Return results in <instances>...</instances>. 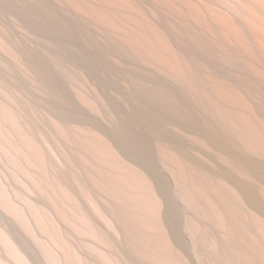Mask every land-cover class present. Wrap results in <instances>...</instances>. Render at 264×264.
Returning <instances> with one entry per match:
<instances>
[{"label":"rangeland","instance_id":"obj_1","mask_svg":"<svg viewBox=\"0 0 264 264\" xmlns=\"http://www.w3.org/2000/svg\"><path fill=\"white\" fill-rule=\"evenodd\" d=\"M22 2H25L28 6L33 7L32 11L29 12V11H26L24 8H22L21 7ZM127 3L130 7L132 6L134 9H136V12L138 11V13L141 15L142 19H144L149 25H151L154 28L159 25V9H160V6H159L158 0H128ZM99 7L103 11H106V9H107L104 5H100ZM96 9H97V5L95 4V2L93 0H0V42H1L0 43V87H2L1 89H3V90L0 89V118H2L0 121L1 122L0 123V130H1L0 131L1 132L0 133V136H1L0 137V144H1V146H4V147L0 146L1 147L0 148V154L3 155V153L9 149L6 152L9 155L8 152L11 150V153H10V154H12L11 157H14V155H15L17 158L20 154H22V155H20L21 157H18L16 160V161H18L19 159L20 160L22 159V161H20V160L18 161L19 163L22 162L25 164L29 160L27 157H30V160H31V161L29 160L25 165L22 163L19 164L18 162H16L17 164L15 167V165H12V164H15V163H13L15 161L12 160L13 162H11L12 158H10V156L5 155V154L3 156L0 155V163H1L0 169H1V167L3 169L5 168L4 170L3 169L0 170L2 173V175L0 173V177L2 176V178H0V184H2L4 182L2 185H0V188L3 190V195H0V198H1L0 201L5 199L4 197H1V196L6 197L9 194V196H7L9 198V200L11 199V197H12V200H14V199L18 198L16 196H19L22 193H23L22 194L23 197L19 196L20 199L18 198L20 200V202L27 196L26 194H28L27 201L30 200V202L26 201L27 203H29V205H28L24 201V200H26V198L22 201L25 204L19 203L18 202L19 200H17V199L14 200V202H11V200H10L9 201L10 203H9L8 198H6L5 201L7 200V202L9 203L8 204L6 202L9 207H11L10 205L14 206L12 203H15L16 201H17L16 202L17 204L19 203L18 205H16L18 209L14 208L15 210H17V212L19 210V212L15 213V216H17V217H16V219H14L13 214L16 211H12L13 208H8V209H11V211H12L11 212L10 210L7 209V207H8L7 204L5 203L6 204V207H5L4 202L3 203L1 202L2 206L0 205L1 206L0 209L1 210H3L4 208L5 209L3 211L0 210V213H1L0 214L1 215L0 216V224H2V226H3V223H4L6 225V226L4 225V228L6 227L7 229L9 226L8 230L10 232H11L10 226H11V229L14 228L12 233H14V235L17 234V239L22 240L21 242L23 243L22 244L23 246H26V245H24L26 243L28 244L29 238H30L31 242H29L27 248L30 247V249H34V250H37L40 248V250H38L37 252L38 253L42 252V255L44 253V258L40 257V259H46L47 256L45 255V251L48 249V247L46 246V242L43 243L44 239H46V238H44V239L41 238V239H43L42 243L45 244L44 245L45 247L40 246V244H42L41 239L38 240V238L43 237L42 235L44 233L41 231V229L39 232L38 229L40 227L37 225L38 223L35 222L36 226H33V224L31 226V223H34V221L36 220V219L34 220V217L37 213L40 216L44 217L45 216L44 214H47L46 210L50 209L49 208L50 206L44 207V208H46V209H44V211H46V212H44L42 210V208H40L39 206L43 203L45 205L47 203V205H48V200L45 199V197H47L46 195L48 194L49 191H52V189L49 190V188H52L51 186H57L56 183H58V182L61 183L63 180H64L63 183L66 182L67 180H70L69 176L72 175V172L76 175L77 178H80L81 180H82V178L87 177V176L84 177V173H85V175H88V172H89V174L91 173L92 176L95 175V177H94L95 179H97L99 181L102 180V182L105 181L106 183H108V187L111 190V194L113 191L112 195L113 196L115 195L114 197L112 195H110L109 199L112 196L115 200V197L117 196L116 197L117 201L122 198L123 201L124 202L126 201V203H127V204L126 203L124 204L122 199L120 200L122 203L120 201H118V203H117L113 199L109 200L110 203H112V205L115 208L118 207L117 211H116V212H120V213H118V216L123 217V218L119 219V217L117 218V216H116L118 221L122 222V223H118V225L120 227L117 226V228H121L122 225L127 224L128 219L133 218L132 219L133 221L129 220V223H128V225H126V227L122 226V228L125 227L122 230L124 231L125 229H127V227L131 228L130 226L133 225L132 228L134 227V230L132 228L131 229L135 232L131 231V229H127V231L131 233V234H129V236H127L128 240L125 238V235H128L127 231H125L123 233V235H124L123 236L122 233L120 232L121 230L120 231L119 230L113 231L114 233H112V231L110 230V232L106 236L109 238L108 235L111 234L110 236H112L113 234H115V232L117 233V234H115L116 236L112 237V239H114V241L112 239H110L111 237L109 238L110 239L109 244L114 243L116 245V246L114 244L112 245V247H115V249L113 248V250H116V248H118V246L122 243L121 241L125 239L122 243L124 245L122 247H119L120 250L117 249V251L121 252V253L119 252L120 255L125 256V258L127 257L126 259L130 260V262H131L130 264H133V263L149 264L150 260H151L150 264H158L161 262H163L161 264H168V263L169 264H246V262L248 264L249 263L256 264L257 262H258L257 264H259V263L264 264V263H262L264 261V256H263L262 252L261 253L259 252L260 251L259 249H261V248H262V251L264 250V238H263V236L261 237V235H259L258 232H256L257 234L255 236L258 237V242H257V239L256 240L254 239L255 240V243H254L252 239L255 237V236H253L255 233L252 231L253 234H250V235L247 234L248 232L251 233L250 227H252L254 230L257 229V226L255 227L256 220H255V218L253 219L251 217V215H253L254 213L252 214L250 212H255V215L253 217H255L256 215H259V216L264 218V215L259 211V209L256 208L255 206H253V204L252 205L249 204L248 206L244 205L245 209L251 205V207L249 209L250 212L247 211L248 209H246V211L248 212V214H250V217H251L250 219H253L252 224L250 223V220L248 218L246 220H249V221L245 222L246 221L245 217L243 219L241 218L242 222L239 221V223L241 222L240 225H243V226L245 225L244 227H246V228L248 226H250V224H251V226L249 227L250 230L248 229L249 231L247 233H244V230L247 231V229L243 228V226H241L242 229H244V230H242L241 228H239L240 226H237V225H239L238 224V220H240L239 217H237L238 219L237 218L231 219L233 221L235 219L237 220V222L236 221L234 222L235 225L232 223L233 221L231 222V220H229L231 217L229 218L227 215L228 213L226 214L225 211L223 210L225 208L224 207L225 205L223 206L224 203L220 204L219 208H221V209L223 208L222 209L223 212L221 213V215H223V213H225L227 216L225 214L223 215L225 217V220H224V218H222L223 216H221V218H222L221 220H223V221L222 222L217 221V223L215 222L217 218L216 217L213 218L214 216L211 215L212 213L209 214V212H210V210H208L209 205L207 203H205V202H209L210 197H211L210 200L215 201L214 199L215 198L218 199L217 197L219 196L217 193L216 194L214 193L215 196H210V195H214V194H212L213 192H216L214 190V187L212 185H209L210 182H213L211 184H214V183L219 184V182L221 184V181L223 179L224 181L226 180L225 182L227 184H229L231 187H236L237 184L240 183L242 180L243 185L245 183L246 185H249V186L253 187V189H255V192H256L255 194H256L257 199L259 201H257L256 198H254L256 200L255 201L256 203L254 202V200L252 201L254 203V205L257 206V204L259 202L264 204V184L262 182H259L256 179H254L251 176H250V179H246V177H249L248 175H244L243 173H241L243 175L240 174L241 171L239 169H237L238 168L237 166H235L236 165L235 158L237 157V152L234 150V148H232V149L229 148L230 149L229 153H231V156H233L232 152L233 153L235 152L234 153V155L236 154L234 156L235 158L232 159L231 156H227V155H230L229 153L226 154L227 157H223V156H225V152L226 151L228 152V149H226V147H224L222 145H221L222 147H220V148L218 145V148H219L218 149L217 145L215 146V144H214L215 141L213 140V137L210 135H209L210 136L209 137L208 134H210V133L206 132L207 129H205L206 128L205 125H207L210 120L207 121L206 119H203V117L200 118L198 116H196V117L192 116L191 117L190 113L188 112V110L190 108L187 106V104H189V106L192 107L193 106L192 103L190 104L188 101L186 102L185 98H184V100H182V99L176 98L174 96L177 92H179L180 88L181 89L184 88V86L180 83V81L173 78L166 69H163L160 66H158L156 63H154V61L152 59L150 60L151 57L149 58V56L146 55V53L143 51V49L136 42L137 40L135 41V39L131 38L130 41L133 40V43H132V41H131L132 44L129 43L130 37L126 36L124 34V31L126 32V27L123 25V22L126 20L125 18L127 17L126 16L127 14L128 15L133 14L134 16H136L137 19H138V16L135 15L134 13L131 14L130 13L131 10L129 12L128 9H125L126 11L120 10L119 14H116L120 17L119 19L116 17H112L109 20L103 21L102 19H99L100 18V17H98L99 15L96 14V12H95ZM124 11L125 12L128 11V12L125 13ZM120 12H122L121 15H120ZM124 16H126V17H124ZM133 18L136 19L135 17H133ZM137 19H136V21H137ZM184 23L185 22L183 20L179 19L176 15H174V19L172 17L170 18L169 27L175 36H177V37L179 36L178 30H180V29H182L183 31L186 32V30L184 28H182L184 26ZM78 29L81 30V33L83 36L77 32ZM188 31H189V29H188ZM192 32H193V34H195V31L193 29H192ZM189 33H190V31H189ZM72 35H74L75 38H82V39H84V41L79 43L76 39H74L72 37ZM200 36H202V35H200ZM202 37L213 48L212 43L208 39H206L204 36H202ZM127 39H128V42H126ZM58 41L67 42L70 46H72V48H74V50L67 49V48L61 49L58 46V43H60ZM134 41L138 45H136L134 43ZM191 42L195 46V43L193 41H191ZM98 45H101L104 50H99L97 47ZM134 45H136V46H134ZM8 47H10V48H8ZM12 51H13V53H12ZM16 53H17V55H16ZM21 59H24L23 61H26V63L22 62L24 66L25 65L29 66L30 70L28 69V66H27L28 72L26 69H23L26 67H23L22 64L21 65L19 64ZM17 61H19V62H17ZM31 66L33 68H31ZM253 74L255 75V77L260 79L259 76L256 75V73L253 72ZM260 80H262V79H260ZM36 81H38V83ZM15 85H16V88H15ZM40 85L42 86V88ZM3 86H5V87H3ZM1 91H4V93H6V94H3ZM156 91H158L159 93H157ZM10 93H12V94H10ZM60 93L62 95H60ZM15 94H16V96H15ZM16 97H18V98H16ZM5 98H7L8 102ZM8 98H10V99L12 98V100H10ZM15 99H16V101H15ZM17 99H19L20 101ZM60 99L64 102L63 105L60 104L61 103ZM148 99H149L150 103L147 102ZM158 99H159V101H158ZM197 99L205 111L208 109V107H210V104L206 99H204V98H197ZM11 101H13V105H12ZM174 101H176V102H174ZM6 102L8 103V105H5ZM153 102H154V104H153ZM14 103H15V105L16 104L17 105L14 106ZM29 104H30V106H29ZM164 104H166L165 105L166 107L164 106ZM176 104L178 105V107L176 106ZM26 106H27V108H26ZM31 106H34L35 108H33ZM156 106H157V108H156ZM171 106L172 107L174 106V107L172 108ZM12 107H14V108H12ZM167 108H168V110H167ZM6 109L7 110L10 109L12 112H14L13 114H15V115L20 113L19 115H17V117H19L18 120L15 121L12 118V116H15V115L11 114L12 112L10 110L7 111ZM39 109L42 112H40ZM174 109L175 110L177 109V110L174 111ZM179 109H180V111H178ZM185 109H187V110H185ZM159 110H161V111H159ZM184 111H187V113H189V114H187L186 112L183 113ZM189 111L191 112V110H189ZM8 112L10 113V115ZM17 112H19V113H17ZM6 113H8V114H6ZM169 113H170V115H169ZM24 114H26V115L24 116ZM183 114L185 116H187V118ZM20 115H22V119H20L21 118ZM5 116H7L6 117L7 119L5 118ZM9 118H11V119H9ZM179 118L180 119L182 118V119L180 120ZM193 118L196 122H193L194 121ZM3 119L6 121L4 122ZM66 119H68V120L66 121ZM25 121H27V123ZM13 122L14 123L16 122V124H14ZM220 122L222 124V121H220ZM2 123H3V125H2ZM30 123L33 125H31ZM70 123H72V124H70ZM29 124H30V126H29ZM37 124H38V126H37ZM62 124H64V125H62ZM225 124L226 123L224 122L223 126L231 128V126L229 127L228 123L226 125ZM35 125H36V127H38L37 130H39V131L41 130L40 132H38L36 130ZM1 126L3 127L4 130L2 129ZM9 126L10 127L12 126V127L10 128ZM32 126H33V129L35 128L34 131L31 130ZM201 126H203L204 128ZM24 127L28 128V129L25 130L26 128L24 129ZM21 128H23V129H21ZM68 128L70 129V131L68 130ZM11 129H13V130H11ZM56 130L59 132H56ZM64 131L65 132L67 131L66 134L69 135L68 140L66 138L65 139L62 138L63 136L61 135V132H64ZM8 132L11 133V136ZM68 132L69 133L71 132V133L69 134ZM23 133H25V134H23ZM104 133H105V135H104ZM232 133H234V132H232ZM4 134L7 135V137L9 136L10 138L5 137ZM12 134H13V136H12ZM26 134H28V135H26ZM23 135H25V136L23 137ZM102 135L104 137H106L107 139L110 138L109 144L110 145L113 144V145H111V147H113L114 149L107 147V144L104 143L103 140L100 139V137H103ZM3 137H4V140L8 144L5 141H3ZM39 137L42 139H40ZM20 138L23 139L24 143L21 142ZM43 138H45V139H43ZM42 140H44L45 143ZM111 140H113V141H111ZM47 141H48L49 145L47 144ZM79 142H82V143H79ZM212 142H213V144H212ZM16 143L18 145L21 144V146L24 148H22L21 146H18ZM26 143L29 145L26 146ZM115 143H117L118 145L116 144V146H115ZM2 144H4V145H2ZM90 145H92V146H90ZM7 146H8V149H7ZM47 146H49L51 148L55 147L52 151L55 150V153L58 154L56 159L53 156L54 152L52 154L51 152L47 151L49 149V148H47ZM178 146H179V148H178ZM31 147H33V148L31 149ZM44 147H45V149H44ZM91 147H93V148H91ZM94 147L98 151L95 150ZM12 148H15V150ZM187 148H189V149H187ZM2 149H5V151L2 152L1 151ZM177 149H180L178 151H179V153H182V154L178 155ZM224 149H225V151H224ZM36 150H39V153H37ZM166 150L170 151L172 154H174L173 152L175 151V153H177V157L182 156V158H183V156H184V161H185V163L187 162L186 165H184V166H187V164H188V170L187 171L189 172L188 173L189 177L190 176L192 177L193 174L196 177V175H197V174H195V173H197V170L195 169L196 165H198L199 167L201 166L202 171L199 173L200 177H199V175H197V177L200 178L199 179L200 183L203 181L201 184L202 185L204 184L205 187L200 185L201 189H199L200 186H198L199 184L197 185V183H196L199 181L197 179V177L194 178V176H193L192 179H194L196 181V182L195 181H193V182L196 183L195 185L198 187V189L201 190V192H203L202 193L203 196L201 195L199 190L196 189V186L195 187L192 186V184H190L189 180H187L188 178H185L183 176L184 174L183 175L181 174L180 168H178L175 161H173V158H171V160H170V157H173V155H171L170 152H168ZM189 150H191V151H189ZM218 150L219 151L222 150V152L220 151V153H219ZM231 150H232V152H231ZM23 151L24 152L26 151V152L24 153ZM42 152H44V153H42ZM194 152H195V154H194ZM16 153L19 155H17ZM41 153L44 155L46 154V156H45L46 158L43 157L41 155ZM47 153H50L49 156L47 155ZM93 153L94 154L97 153L98 158L96 157V154L94 155ZM33 154H36V156L38 158L35 156L36 157V159H35ZM167 154H170L171 156L167 155ZM91 156L92 157L94 156V157L92 158ZM99 156H101V159L99 158ZM119 156L120 157L122 156L123 158L122 157L121 158L127 162L131 160L130 161L131 164L134 163V165H137L136 167L141 166L140 169H143L145 171L147 170L146 171L147 173H149V172L152 173L151 176L156 181V187L159 188V191L161 192V194L163 196H166L169 193H172V195L169 194V196L173 199L177 196L176 199H174L176 202L173 201V199H172L174 206L173 205L171 206V207H174V210H175V207H178L177 208L178 210L176 209L177 211L172 212L173 213L172 214L171 211L168 210L170 208H168V209L165 208L166 207L165 205H164L165 207H163V210H162L163 211V213H162L163 217L162 218H164V219H162V220H163V224H164V227H163L164 230L161 229L162 231L160 232V229H159L158 230L159 234L157 233V231L154 232L151 221H150V224L148 222L149 220L147 221V219H150V218H148L150 216H148V214L146 216H143L144 215L143 213L145 211L144 210L142 211L140 208L138 209L137 207H135L133 205L134 204L133 200L138 198V192H137V190H135L134 187H133L134 189L132 188L133 183H131L132 180L129 179L130 175L127 176L128 175V173H127V175L125 176L126 172L124 174V172H123L124 170L122 168L120 169L121 172L119 171V169H118L119 173L116 172L117 171V164L122 163ZM187 156L189 157V159ZM40 157H42L41 158L42 161L44 159L43 162H41ZM125 157L128 160L125 159ZM230 157H231V161H227L230 159ZM77 158L81 161H79ZM95 158H97L98 161ZM102 158H104V159H102ZM180 158L181 157H179V159ZM186 158L188 161L192 158L193 163L195 162L194 163L195 166L193 163H191V160L188 163ZM7 159H8V161H7ZM26 159H28V160H26ZM45 159H47V160H45ZM99 159H100V161H99ZM2 160L3 161L5 160V161L3 162ZM53 160H54V162H53ZM93 160H96L95 161L96 163ZM101 160H103L102 161L103 163L101 162ZM6 161H7V163L5 164ZM76 161H78V163ZM84 161L86 162V164ZM197 161H199L198 164H196ZM47 162H48V164H46ZM104 162H107V163L105 164ZM114 162H118V163H114ZM231 162H233L235 164H233ZM109 163H110V165L116 164V167H114L115 165H113V166L111 165L112 168L113 169L116 168V170H112ZM202 163H204V164H202ZM207 163L210 167H208ZM228 163H230V166ZM7 164H8L9 168L6 167ZM29 164L32 165L33 168H31L32 166L29 167L30 166ZM35 164H37L38 166ZM40 164H41V166L44 165V166H42L43 170H42V168H40L41 167ZM90 164L93 167H91ZM101 164H103L107 168H104V166ZM172 164H174V165L172 166ZM175 164H176V166H175ZM18 165H21V166L23 165L26 172H25V170L23 171V167L18 166ZM75 165H78V166L75 167ZM95 165H96V167H95ZM126 165L127 164H125L124 166H126ZM191 165H193L192 166L193 171L190 167ZM202 165H204L205 168L202 167ZM205 165H207V167L209 168V169L208 168L207 169L209 171L206 169ZM234 166L237 167V168H235L236 171H240V172H237L239 175H241L240 177L238 176V174L236 173L234 168H232ZM10 167L13 169H10ZM17 167H20L22 169V171H20L21 169L17 168ZM28 167H29V170H28ZM126 167L129 168L130 166L127 165ZM15 168H16V171H15ZM74 168H76V170ZM91 168H92L93 172L91 171ZM94 168H96L97 171ZM185 168H187V167H185ZM210 168L211 169L214 168V169L210 170ZM30 169H31V171H30ZM39 169L41 172L39 171ZM65 169H66V171H64ZM130 169H131V167H130ZM189 169H191V171ZM204 169L207 170V171L205 170V172H207V173L211 172L210 175H212V173L215 172L216 175L213 174L212 180H214L213 178H216L215 181H217V182L211 181V178H210L209 184L207 183V181L205 184L204 183L205 181L203 180V178L205 176V179H206L207 175H205L206 173L204 172ZM13 170L16 174L14 172H11ZM111 170L115 171L118 174V176H120V177H117L114 174H111L112 175V177H111V175H110ZM176 170L177 171L179 170V172H177ZM195 170H196V172H195ZM221 170H223V171H221ZM63 171H64V173H63ZM102 171H103V173H102ZM226 171L228 174H225ZM24 172H25V176L23 175ZM42 172L44 174H42ZM98 172L100 173V175L98 174ZM191 172L192 173L195 172V173L190 174ZM202 172L205 173V174L203 173L204 176H203ZM8 173H11V174H8ZM17 173H19V174H17ZM29 173L30 174L33 173V174L30 175ZM34 173H35V175H34ZM37 173L39 174V178H38ZM68 173H70V174L68 175ZM217 173L218 174L220 173L219 176H217ZM222 173L225 174L226 177ZM96 174H97V178H96ZM185 174L187 175V173H185ZM231 174H235V175L237 174V175L236 176L234 175L235 177L233 178V175H231ZM5 175H6V177H5ZM10 175H14V176L12 177ZM64 175H66L67 177ZM102 175H104V176H102ZM28 176H32V177L34 176L35 178L34 177L33 178H34V180L36 179V181L38 179H40L42 176V179L40 181L38 180V183L36 181L35 182H36V184L40 185V188L42 187L45 189H43L41 191L38 188L39 185H36L34 180L32 179V177H31V179L33 181L30 179V177L28 178ZM61 176H63V177L61 178ZM106 176L107 177L109 176V177L107 178ZM216 176L219 179L222 178L221 181H219ZM220 176H223V177H220ZM229 176H231V177H230V180L227 182V180L229 179ZM237 176L239 178L242 177L240 182L239 181L231 182L232 178L235 180L237 178ZM244 176H246V177H244ZM99 177L100 178L102 177V178L99 179ZM113 177L114 178L117 177L116 178L117 181H115V182H120V180L118 181V179H120L121 177H127L129 180H131L129 183L130 186L128 184L126 186L127 188L124 187V189L126 191L124 189L122 190L120 188V187H122L121 183L119 184L120 186H118V183L117 184L115 183L114 184L115 186H114L113 185V182H114ZM191 177H190V179H191ZM6 178L11 179L12 181H13L12 178H14L15 181H13V182H15V183H13L11 180H7V182H5ZM16 178L20 179L19 180L20 182H18V180ZM160 178H161V180H159ZM201 178H202V180H201ZM43 179H45V181H48V183L46 184V182ZM54 179L55 180L59 179V180L58 181L56 180V182H55ZM61 179H63V180H61ZM65 179H66V181H65ZM108 179L110 181L112 179V183ZM128 179H127V183L129 182ZM251 179L253 182H251ZM21 180L24 183L25 182L26 183L24 184L23 182H21ZM49 180L51 181V184L49 183L50 182ZM42 181H44V182L42 183L43 185L41 186ZM159 181H161V182H159ZM182 181H184V183ZM224 181H222L223 182L222 185L226 184V183H224ZM246 181H248V182H246ZM16 182L19 183L20 186ZM185 182H186V184H185ZM191 182H192V180H191ZM229 182L233 183L234 185L233 184L231 185ZM258 182L261 186L259 184H256ZM6 183L7 184L11 183V184L7 185ZM164 183H165V185H163ZM30 184H32V185H30ZM44 184H46L47 186L48 185H50V186L47 187L45 185V187H44ZM187 184H189V185H187ZM255 184H256L257 188H259V189L261 188V189L259 190V189L255 188L256 187V186H254ZM22 185H26V186H24V188H23ZM229 185L228 186L225 185L226 191L229 189V188L227 189V187H229ZM14 186H15V190L13 188ZM17 186H19V187H17ZM35 186H37V187L35 188ZM186 186H187V188H186ZM189 186L190 187L192 186V187L190 188ZM3 187L4 188L6 187L8 192L6 191V188L4 190ZM25 187L27 188L28 192L25 190L26 189ZM32 187H33V189H32ZM118 187H119V189H118ZM169 187L170 188L172 187L173 190L170 189ZM202 187H204L205 189L207 188L208 190L206 189L207 191L205 192L204 191L205 189H202ZM225 187L223 186V188H225ZM10 188H11V190H10ZM34 188H35V190H34ZM54 188L58 190L57 187H53V189ZM188 188L190 189L189 193H188V190H189ZM211 188L214 190L213 192L211 191ZM1 189H0V194H2ZM55 189L51 193L52 195L54 192H55V194L57 193L56 195H58L62 191L59 188L58 191H60V192L58 193V192H56ZM120 189L123 191V192L120 191L121 194L123 193L125 195L120 194V192H119ZM194 189L196 191L195 193H193ZM19 190H20V192H22V191L23 192L19 193V195H18L16 191L19 192ZM32 190H33V192H32ZM45 190H47L48 192L46 191L47 193L45 192V194H44ZM171 190L173 192H176L175 193L176 196L173 194V192ZM191 190L193 191L192 193H191ZM197 190H198V192H197ZM242 190H244V189H242ZM242 190L239 189L238 191H239V193L241 191L240 195L242 194V196L246 199V202H247V198L244 196V193ZM124 191H125V193H124ZM166 191H168V192H166ZM186 191H187V193H186ZM25 192H27V193H25ZM12 193H13V195L16 193L15 194L16 196H11ZM190 193H191V195L194 194L193 198H192V196H190V197L187 196ZM196 193H197V195H199L198 193H200L199 196H202L203 198L205 196H207L209 193L210 194H209V197L207 196L208 199L206 198V201H204L202 197L197 198L198 196L196 195ZM206 193H207V195H206ZM239 193H238V195H239ZM51 194H48V197L49 196L51 197L52 196ZM29 195L30 196L32 195L31 199L35 200L36 199V198H34V196H35L39 200H41V202H43V203H41V204L39 203L37 205V209L39 208L40 211L32 212V211H35L36 208L35 209L30 208L31 207L30 203L33 200L31 201V199H29L30 198ZM59 196L61 197V194ZM62 196H64L63 191H62ZM41 197L43 199L47 200V202L43 201V199ZM123 197L124 198L126 197V198L124 199ZM195 197L197 199H195ZM212 197H214V198H212ZM240 197H238V199L236 198V200L242 199L241 200L242 202L239 203L240 202V200H239V202L237 201V204H236V201H235L236 208L237 207L239 208V206H237V205L241 204L240 206H242V204L245 203V202H243V200L245 201V199L243 197L242 198H240ZM2 198H4V199H2ZM38 199H36L35 202L33 201L32 203H36V202L38 203V201H39ZM129 199H131V201ZM111 200H113V201H111ZM195 200H197V201H195ZM200 200L203 201V203ZM221 201L222 200H220V203H221ZM129 202H130V204H128ZM199 203H201L202 205ZM247 203H250L249 200ZM20 204H22V206H19ZM117 204H119V205L117 206ZM26 205L30 206L29 209L30 210L32 209V210L30 211L28 208H25V210H26L25 211L24 207H27ZM127 205L130 206L131 209L127 208L128 207ZM131 205H133V206L131 207ZM218 206H219V204H218ZM19 207H21V208L23 207L22 208L23 210H21ZM32 207H34V206H32ZM47 207H48V209H47ZM252 207L253 208L255 207L256 210L255 209L251 210ZM55 208H54L55 211L52 210V212L54 211L53 213H56V211H57L56 210L57 208L56 209ZM121 208L123 209V211ZM206 208H207V210H206ZM244 208L240 207L239 211H242ZM137 209L139 211H137ZM225 209H227V207ZM28 210H29V212H32V213H29V212L27 213ZM6 211H10L8 213H10L11 215L8 214ZM20 211H22V213ZM131 211H133V212H131ZM141 211L143 212L142 213L143 215L141 213H139ZM164 211L166 213H168V211H169L170 212L169 215L170 214L171 215L169 216ZM239 211H238L237 216L241 215V217H242L243 212L240 213ZM127 212H129V213H127ZM130 212H131V214H130ZM226 212H227V210H226ZM245 212H244L243 216L248 217L249 215ZM20 213L24 214L23 217L20 216ZM137 213H138V215H137ZM174 213H175V216L172 218L171 216H173ZM236 213H237V210H236ZM56 214L58 215V214H60V212L59 213L57 212ZM56 214L53 217H54V219L57 220L58 217L56 216ZM119 214H121V215H119ZM145 214H146V212H145ZM202 214H203V216H202ZM32 215H34V216H32ZM139 215H141V216H139ZM164 215L167 217H165ZM179 215H181V216L178 217ZM208 215L212 217V218H210V220H209ZM6 216H7L8 220H6L7 219ZM142 216L147 217L146 219L144 218V220H146V222H144L143 219H142V221H140L141 220L140 218H142ZM1 217H2V220H1ZM3 217H4V219H3ZM124 217H125L126 221L123 223V221H121V219L123 220ZM137 217L139 218V220L137 219ZM175 217L179 218V219H177L178 223H177ZM167 218H168V220H166L167 222H165V219H167ZM213 219H215V220H213ZM25 220L27 221V223L31 220L30 221L31 223L29 222L30 225L26 224ZM169 220H170V223L172 226L170 225ZM201 220L205 221V222L202 223ZM243 220H245V221L243 222ZM130 221H132L134 223L132 224V222H130ZM135 221H137L136 222L137 225H135ZM175 221H176V223H175ZM14 222H15V224H14ZM142 222L145 225L143 227L141 226V225H143ZM20 223H22V224H20ZM35 223H34V225H35ZM146 223L148 224L147 227H146ZM221 223L223 225L225 224L224 227L221 226L222 225ZM226 223L230 227L232 226L231 229L229 226L225 227ZM25 224H26V227L29 226V227H32V229L38 230V231L36 232L33 230L34 232H36L35 234H33L32 230L30 231L31 228L29 229V228L24 227ZM120 224H122V225H120ZM246 224L248 226H246ZM13 225H14V227H13ZM15 225H16V228H15ZM18 225H20V226H18ZM138 225H139V227H138ZM177 225H179V226H177ZM2 226L0 225L1 228H3ZM140 226L142 227L141 229L143 231L140 230ZM159 226H160V224H159ZM168 226H169V228H168ZM170 226H171V230H170ZM220 226L222 228H226V229H222V228H220ZM236 226L240 230L238 228H236ZM37 227H39V228L36 229ZM63 227H64V229L67 230V227L65 225H63ZM202 227H203V229H202ZM233 227H235V230ZM17 228L20 229L19 232H18ZM24 229H25V231H24ZM236 229L239 230L241 233L243 232V234L245 236L242 234L240 237L241 233L236 234V232H239ZM15 230H16V232H14ZM144 230H145V232H144ZM231 230L232 231L234 230V232H235V233L233 232L234 235H233V233H231L232 232ZM29 231H30V233H29ZM137 231L139 232V234H137L138 233ZM22 232L25 234L27 233V234L25 235ZM38 232L40 233V235L37 234ZM229 232H230V234H229ZM143 233H145V235L147 233V235L145 236ZM156 233L158 235H155ZM119 234L121 235L120 238L122 240L117 237V236H119ZM149 234H151V235H149ZM235 234H236L237 238H236ZM137 235L141 237V240H140V238L138 239L139 241L136 239V237L138 238ZM170 235L171 236L173 235V238L170 237ZM246 235L249 237H246ZM132 236L133 237L135 236L134 239ZM142 236L144 237L145 241H142V240H144ZM158 236L161 237L162 240H166L169 237L168 239H171L173 242V244H172L173 248L172 247L169 248L170 246L168 247L169 244L167 243V241L160 240L158 238ZM250 236H251V238H250ZM33 237L35 238V240L33 239ZM45 237H47V236H45ZM147 237H149V241H147ZM154 237H155V239L158 238L160 240V241H158V243L159 242L161 243V244L159 243L160 246L158 243H156L157 240H155L156 242L154 241ZM49 238H51V237H49ZM49 238L46 240L48 241ZM227 238H228V240H225ZM232 238H234L233 242H232ZM241 238L243 239V241L248 239V238H250V240H252V241H250L248 239L247 241L248 242L250 241L249 242L250 244H248L247 241H245V242L241 241L242 240ZM36 239H37V241H40V243L38 242L39 245L37 244V242H34V241H36ZM75 240H76V238H75ZM77 240L80 241L79 238H77ZM77 240H76V242H77ZM82 240L83 239H81V241ZM130 240H132V241H130ZM150 240L154 241L156 246L154 245V242H153V247H152V244H150V243H152V241H150ZM229 240H231L229 242V244L231 246L228 244ZM260 240H262V241H260ZM141 241L143 242V244ZM238 241H241V242H238ZM33 242L35 244H33ZM80 242H78V246H79ZM116 242H121V243H117L118 244L117 245ZM136 242L140 243V244L137 246ZM144 242L145 243L147 242L148 244L146 243V245H145ZM225 242H227V243H225ZM246 242H247V244H245ZM125 243H126V245H125ZM48 244H49V242H48ZM164 244H166V245H164ZM240 244L244 248L241 247ZM35 245H37V246H35ZM130 245H132V246H130ZM143 245L145 247H143ZM235 245H237V246H235ZM246 245H249V246L246 247ZM250 245H251V247L254 246V249L252 248V250H251ZM146 246H149L151 248L146 247ZM225 246H226V248H225ZM257 246H259L258 249L256 248ZM35 247L36 248L38 247V248L36 249ZM215 247H217L218 253L219 252L221 253V254L219 253L221 255L220 257H219V254L217 253V250ZM128 248H130V249H128ZM136 248L139 250L141 249V250L140 251L135 250ZM240 248L242 249L241 252H240ZM247 248H248V250H247ZM127 249H128V251H127ZM172 249H173L174 253H173ZM214 249H215V251H214ZM243 249H244V251H243ZM129 250H131V252L134 250L135 252L131 253ZM142 250H143V252H142ZM152 250H154L155 252ZM237 250H238V252H236ZM123 251H125V252H123ZM137 251L139 253L140 252L141 253L138 254ZM156 252H158V254H156ZM46 253H48V251ZM109 253H110V255H111V253L112 254L114 253L113 255H111L113 257L115 256V254H118V253H115L113 251L109 252ZM125 253H126V255H125ZM142 253L146 257H144V255ZM146 253L150 257H148V255ZM151 253L154 255L156 254V255L155 256L153 255L154 257L152 258ZM237 253H239V254H237ZM134 254H137V256ZM92 255L95 256L94 254H92ZM131 255H133V258H131L132 257ZM162 255H165V257ZM241 255H243V256H241ZM45 256H46V258H45ZM117 256L118 255H116V258H117ZM128 256L130 257V259ZM135 256H136V258H135ZM142 256L145 259L142 258ZM160 256L163 258H166V259H161ZM110 257L108 256V260H106L107 258L105 259V257H103V258L107 262L110 261L112 263L114 261V263H116V261L113 259V257H111L112 261H111ZM140 257L142 259H140ZM147 257L149 260L148 259L146 260ZM95 258H97V257L95 256ZM170 258H172V259L170 260ZM101 259H102V257H101ZM135 259H136V261H135ZM156 259H159L158 263H156ZM239 259L240 260L242 259V260L240 261ZM96 260H97L96 261L97 263L95 262L96 264H99L101 262L100 260H98V258ZM105 260H103L100 264H104V263L106 264ZM153 260H155V262ZM163 260H165L166 262H164ZM244 260H245V263H244ZM122 261H124V259ZM139 261H141V262H139ZM223 261H225V262H223ZM120 263H121V261H120ZM123 264H126V263L123 262Z\"/></svg>","mask_w":264,"mask_h":264},{"label":"bare ground","instance_id":"obj_2","mask_svg":"<svg viewBox=\"0 0 264 264\" xmlns=\"http://www.w3.org/2000/svg\"><path fill=\"white\" fill-rule=\"evenodd\" d=\"M94 2H95V4L97 5V9H96V14H98L97 16L98 17H100L99 19H102L103 21L104 20H109V19H111L112 17H116V18H120L118 15H116V14H119V11L120 10H125V9H128V11L130 12V10H131V14L132 13H134L135 15H137L138 16V19L136 18V16H134L133 14L132 15H126V16H124V17H126L125 19V21L123 22V25L126 27V32L124 31V34L126 35V36H129L130 38H129V41H130V39L132 38V39H135V41L139 44V46L143 49V51L146 53V55L147 56H149V58H150V60L152 59L153 61H154V63H156L158 66H160L161 68H163V69H166L169 73H170V75L173 77V78H175V79H177L178 81H180V83L184 86V88H180V90H179V92H177L174 96L176 97V98H179V99H182V100H184V98H185V100H186V102L188 101L190 104L192 103V107H190L189 106V104H187V106L190 108L189 110H191V112L188 110V112L190 113V116L192 117V116H198V117H203V119H206L207 121H209V123L207 124V125H205L206 126V128L205 129H207L206 130V132L207 133H210V134H208V136L210 135V136H212L213 137V140L215 141V146L217 145V148H218V145H219V148L220 147H222V146H224V147H226V149H228V152L226 153L225 152V156H223V157H227V156H231V153H229V148H234V150L237 152V157L235 158L234 156L236 155H234V153L232 152V150H231V152H232V155L233 156H231L232 157V159L233 158H235V163H236V165L235 166H237V167H232V168H234V170L236 171V169L235 168H237V169H239L240 171H236V173L237 172H240V174L241 173H243L244 175H248L249 177H246V176H244V177H246V179H250V176L251 177H253L254 179H256V180H258L259 182H262L263 184H264V0H158V2H159V6H160V9H159V25L158 26H156L155 28L154 27H152L151 25H149L144 19H142V17H141V15L138 13V11L136 12V9H134L132 6L130 7L129 5H128V3H127V1L128 0H93ZM100 5H104L107 9H106V11H103V10H101L100 9ZM21 6V5H20ZM22 8H24L26 11H32V9H33V7H30V6H28L25 2H22V6H21ZM21 8V9H22ZM126 11V10H125ZM124 11V12H125ZM127 11V12H128ZM127 12H125V13H127ZM122 14V12H120V15ZM174 15H176L179 19H181V20H183L185 23H184V26L182 27V28H184L185 30H186V32L185 31H183L182 29H180V30H178V37L177 36H175L173 33H172V31L170 30V27H169V25H170V18L172 17L173 19H174ZM130 16V17H129ZM132 16V17H131ZM133 17H135L136 19H137V21H136V19H134ZM126 22V23H125ZM125 23V24H124ZM188 29H189V31H190V33L192 34H190L189 33V31H188ZM192 29L195 31V34H193V32H192ZM26 30V29H25ZM77 32L80 34V35H82V33H81V30H77ZM200 35H202V36H204L206 39H208L211 43H212V45H213V48H212V46L211 45H209L207 42H206V40L202 37V36H200ZM83 36V35H82ZM72 37L74 38V39H76L79 43H81V42H83L84 41V39H82V38H75L74 37V35H72ZM194 37V38H193ZM126 38V37H125ZM193 41L194 43H195V46L192 44V42L191 41ZM132 41V43H133V40H131ZM131 41L129 42V43H131ZM134 41V43L136 44V42ZM58 42H60V43H58V46L62 49V48H64V49H72V50H74V48H72V46H70L67 42H65V41H58ZM126 42H128V39H127V41ZM1 43V42H0ZM131 43V44H132ZM138 44H136V45H138ZM5 45V44H4ZM136 45H134V46H136ZM7 46V45H6ZM98 47V49L99 50H104L103 49V47L101 46V45H98L97 46ZM8 48H10V47H8ZM7 49V48H6ZM140 49V48H139ZM141 49V50H142ZM19 50V49H18ZM14 51V50H13ZM13 51H12V53H13ZM20 52V51H19ZM15 53V52H14ZM19 54V53H18ZM16 55H17V53H16ZM21 55V54H20ZM18 57V56H17ZM24 59H21V61L19 62V61H17V62H19V64L21 65H23V63L25 62L26 63V61H23ZM152 61V62H153ZM23 62V63H22ZM28 66V65H27ZM27 66L25 65H23V67H26V68H23V69H26L27 70ZM31 68H33L32 66H31ZM28 69L30 70V68H29V66H28ZM25 70V71H26ZM27 72H28V70H27ZM253 72L254 73H256V75H258L259 76V78L260 79H262V80H260V79H258L257 77H255V75L253 74ZM31 73V72H30ZM37 83H38V81H36ZM40 84V83H39ZM41 86V85H40ZM3 87H5V86H3ZM18 87V86H17ZM37 87V86H36ZM2 87H0V89H1ZM15 88H16V85H15ZM41 88H42V86H41ZM8 89V88H7ZM1 90H3V89H1ZM187 90V91H186ZM16 91V90H15ZM3 94H6V93H4V91H1ZM10 92V91H9ZM13 92V91H12ZM152 92V91H151ZM155 92V91H154ZM157 93H159L158 91H156ZM15 93V92H14ZM13 93V94H14ZM67 93V92H66ZM10 94H12V93H10ZM154 94V93H153ZM152 94V95H153ZM60 95H62L61 93H60ZM157 95V94H156ZM15 96H16V94H15ZM18 96V95H17ZM44 96V95H43ZM6 97V96H5ZM15 98V97H14ZM16 98H18V97H16ZM151 98V97H150ZM157 98V97H156ZM159 98V97H158ZM161 98V97H160ZM197 98H204V99H206L208 102H209V104H210V107H208V109L205 111L203 108H202V106L200 105V103H199V101H198V99ZM6 100H7V98H5ZM8 99H10V98H8ZM10 100H12V98L10 99ZM17 100H19V99H17ZM152 100V99H151ZM161 100V99H160ZM171 100V99H170ZM15 101H16V99H15ZM20 101V100H19ZM58 101V100H57ZM147 101V100H146ZM158 101H159V99H158ZM7 102H8V100H7ZM6 102V104L5 105H8V103ZM12 102V105H13V101H11ZM60 104L61 105H63L64 104V102L60 99ZM145 102V101H144ZM148 103H150L149 102V99H148V101H147ZM146 102V103H147ZM173 102V101H172ZM171 102V103H172ZM174 102H176V101H174ZM10 103V102H9ZM59 103V102H58ZM67 103V102H66ZM157 103V102H156ZM153 104H154V102H153ZM158 104V103H157ZM170 104V103H169ZM174 104V103H173ZM186 104V103H185ZM10 105V104H9ZM17 105V104H16ZM15 105V103H14V106H16ZM150 105V104H149ZM166 104H164V106H165ZM171 105V104H170ZM29 106H30V104H29ZM37 106V105H36ZM66 106V105H65ZM169 106V105H168ZM176 106L178 107V105L176 104ZM18 107V106H17ZM21 107V106H20ZM19 107V108H20ZM24 107V106H23ZM31 107H33V108H35L34 106H31ZM153 107V106H152ZM166 107V106H165ZM172 107V106H171ZM174 107V106H173ZM172 107V108H173ZM11 108V107H10ZM12 108H14V107H12ZM16 108V107H15ZM22 108V107H21ZM26 108H27V106H26ZM43 108V107H42ZM156 108H157V106H156ZM25 109V108H24ZM23 109V110H24ZM155 109V108H154ZM182 109V108H181ZM7 110V109H6ZM8 110H10V109H8ZM7 110V111H8ZM13 110V109H12ZM21 110V109H20ZM33 110V109H32ZM40 110V109H39ZM162 110V109H161ZM161 110H159V111H161ZM167 110H168V108H167ZM166 110V111H167ZM173 110V109H172ZM171 110V111H172ZM177 110V109H176ZM175 109H174V111H176ZM185 110H187V109H185ZM11 111V110H10ZM178 111H180V109L178 110ZM177 111V112H178ZM12 112V111H11ZM26 112V111H25ZM24 112V113H25ZM40 112H42L41 110H40ZM39 112V113H40ZM168 112V111H167ZM166 112V113H167ZM187 113V111H184L183 113ZM9 113V112H8ZM8 113H6V114H8ZM14 112H12L11 114H13ZM16 113V112H15ZM17 113H19V112H17ZM163 113V112H162ZM180 113V112H179ZM189 113H187V114H189ZM20 114V113H19ZM19 114H17V115H19ZM175 114V113H174ZM9 115H10V113H9ZM13 115H15V114H13ZM17 115H15V116H12V118L16 121V120H18V118L19 117H17ZM23 115V114H22ZM22 115H20V119H22ZM26 114H24V116H25ZM37 115V114H36ZM169 115H170V113H169ZM173 115V114H172ZM184 115V114H183ZM182 115V116H183ZM23 116V117H24ZM31 116V115H30ZM185 116V115H184ZM189 116V117H190ZM4 117V116H3ZM7 116H5V118H6ZM9 117V116H8ZM15 117V118H14ZM34 117V116H33ZM32 117V118H33ZM181 117V116H180ZM186 118H187V116H185ZM4 118V119H5ZM17 118V119H16ZM26 118V117H25ZM173 118V117H172ZM178 118V117H177ZM211 118V119H210ZM217 118V119H216ZM220 118V119H219ZM1 119L2 118H0V121H1ZM3 119V121L5 122L6 120H4ZM7 119V118H6ZM9 119H11V118H9ZM12 119V120H13ZM19 119V120H20ZM180 119V118H179ZM182 119V118H181ZM180 119V120H181ZM192 119V118H191ZM196 119V118H195ZM13 120V121H14ZM26 120V119H25ZM68 119H66V121H67ZM193 120H194V118H193ZM200 120V119H199ZM218 120V121H217ZM65 121V122H66ZM188 121V120H187ZM220 121H222V124H221V122ZM227 124L228 123V125H229V127L231 126V128H228V127H226V126H223V124H224V122ZM3 122V123H4ZM21 122V121H20ZM26 123H27V121H25ZM193 122H196L195 120L193 121ZM1 123V122H0ZM3 123H2V125H3ZM11 123V122H10ZM14 123V122H13ZM23 123V122H22ZM63 123V122H62ZM189 123V122H188ZM205 123V122H204ZM12 124V123H11ZM14 124H16V122L14 123ZM19 124V123H18ZM21 124V123H20ZM31 124V123H30ZM30 124H29V126H30ZM67 124V123H66ZM70 124H72V123H70ZM74 124V123H73ZM193 124V123H192ZM195 124V123H194ZM206 124V123H205ZM225 124V125H226ZM5 125V124H4ZM24 125V124H23ZM31 125H33V124H31ZM62 125H64V124H62ZM189 125V124H188ZM201 125V124H200ZM227 125V126H228ZM37 126H38V124H37ZM59 126V125H58ZM67 126V125H66ZM2 127V126H1ZM10 127V126H9ZM12 127V126H11ZM10 127V128H11ZM22 127V126H21ZM27 127V126H26ZM26 127H24V129L26 128ZM35 127H36V125H35ZM61 127V126H60ZM201 127H203V126H201ZM226 127V128H225ZM37 128L38 127H36V130H37ZM65 128V127H64ZM63 128V129H64ZM92 128V127H91ZM195 128V127H194ZM204 128V127H203ZM2 129H3V127H2ZM18 129V128H17ZM21 129H23V128H21ZM28 128H26L25 130H27ZM35 129V128H34ZM34 129H33V126H32V131H34ZM60 129V128H59ZM93 129V128H92ZM235 129V130H234ZM4 130V129H3ZM11 130H13V129H11ZM19 130V129H18ZM68 130L70 131V129L68 128ZM203 130V129H202ZM1 131V130H0ZM17 131V130H16ZM38 132H40L39 130H37ZM92 131V130H91ZM56 132H59V131H57L56 130ZM67 132V131H66ZM66 132L64 131V132H61V135L63 136L62 138L63 139H67L68 140V138H69V135L68 134H66ZM232 132H234V133H232ZM1 133V132H0ZM5 133V132H4ZM9 134H10V136H11V133L10 132H8ZM37 133V132H36ZM69 133V132H68ZM71 133V132H70ZM69 133V134H70ZM203 133V132H202ZM206 133V134H207ZM23 134H25V133H23ZM73 134V133H72ZM100 134V133H99ZM98 134V135H99ZM5 135V134H4ZM16 135V134H15ZM26 135H28V134H26ZM43 135V134H42ZM104 135H105V133H104ZM204 135V134H203ZM3 136V135H2ZM12 136H13V134H12ZM25 135H23V137H24ZM103 136V135H102ZM207 136V135H206ZM207 136V137H208ZM209 136V137H210ZM1 137V136H0ZM5 137H7V135H5ZM17 137V136H16ZM20 137V136H19ZM33 137V136H32ZM44 137V136H43ZM100 137V136H99ZM104 137V136H103ZM100 137V139L101 140H103V142L104 143H106L107 144V147H110L111 149L113 148V147H111V145H113V144H109L110 143V138H106V137ZM211 137V138H212ZM7 138H10L9 136L7 137ZM14 138V137H13ZM18 138V137H17ZM16 138V139H17ZM22 138V137H21ZM20 138V139H21ZM29 138V137H28ZM34 138V137H33ZM38 138V137H37ZM40 138V137H39ZM12 139V138H11ZM15 139V140H16ZM25 139V138H24ZM31 139V138H30ZM40 139H42V138H40ZM43 139H45V138H43ZM60 139V138H59ZM72 139V138H71ZM201 139V138H200ZM234 139V140H233ZM2 140V139H1ZM13 140V139H12ZM18 140V139H17ZM28 140V139H27ZM209 140V139H208ZM3 141H5L4 140V137H3ZM9 141V140H8ZM42 141H44V140H42ZM74 141V140H73ZM111 141H113V140H111ZM202 141V140H201ZM211 141V140H210ZM6 142V141H5ZM4 142V143H5ZM15 142V141H14ZM21 142L22 143H24L23 142V139H21ZM27 142V141H26ZM29 142V141H28ZM36 142V141H35ZM2 143V142H1ZM7 143V142H6ZM5 143V144H6ZM18 143V142H17ZM16 143V144H17ZM44 143H45V141H44ZM79 143H82V142H79ZM112 143V142H111ZM114 143V142H113ZM205 143V142H204ZM203 143V144H204ZM210 143V142H209ZM8 144V143H7ZM6 144V145H7ZM11 144V143H10ZM13 144V143H12ZM35 144V143H34ZM47 144H48V141H47ZM105 144V145H106ZM116 144L117 143H115V146H116ZM212 144H213V142H212ZM2 145H4V144H2ZM18 145V144H17ZM24 145V144H23ZM27 145H29V144H27L26 143V146ZM39 145V144H38ZM49 145V144H48ZM118 145V144H117ZM222 145V146H221ZM0 146H1V144H0ZM18 146H21V144H19ZM90 146H92V145H90ZM114 146V147H115ZM1 147H4V146H1ZM0 147V148H1ZM22 147V146H21ZM223 147V148H224ZM22 148H24V147H22ZM21 148V149H22ZM33 147H31V149H32ZM47 148H49L47 151H49V152H51L52 154H53V152H54V154H53V156H54V158L56 159L57 158V155L58 154H56L55 153V150L54 151H52L54 148L52 147H49V146H47ZM91 148H93V147H91ZM95 148V147H94ZM178 148H179V146H178ZM181 148V147H180ZM196 148V147H195ZM218 148V149H219ZM7 149H8V146H7ZM12 149H14L15 150V148H12ZM44 149H45V147H44ZM43 149V150H44ZM114 149V148H113ZM173 149V148H172ZM187 149H189V148H187ZM191 149V148H190ZM197 149V148H196ZM222 149V148H221ZM9 150V149H8ZM8 150H6V151H8ZM24 150V149H23ZM95 150H97L96 148H95ZM170 150V149H169ZM178 150H180V149H177V151ZM184 150V149H183ZM223 150V149H222ZM222 150H220L221 152H222ZM233 150V151H234ZM2 152L3 151H5V149H2L1 150ZM4 152L3 153V155L5 154V155H8L7 154V152ZM29 151V150H28ZM37 151V153H39V150H36ZM89 151V150H88ZM93 151V150H92ZM98 151V150H97ZM166 151H168V150H166ZM173 151V150H172ZM189 151H191V150H189ZM193 151V150H192ZM198 151V150H197ZM219 151V150H218ZM217 151V152H218ZM220 151H219V153H220ZM224 151H225V149H224ZM1 152V153H2ZM20 152V151H19ZM24 152V151H23ZM26 152V151H25ZM24 152V153H25ZM94 152V151H93ZM121 152V151H120ZM168 152H170V151H168ZM186 152V151H185ZM9 153V155L8 156H10V158H12L11 159V162H13V161H15V162H13V163H15V164H12L10 161V163L12 164V165H15V167H16V162H18V161H16L17 160V158L18 157H21L20 155H22V154H17V155H19L17 158H16V156L14 155V157H11V155L12 154H10L11 153V150L8 152ZM29 153V152H28ZM42 153H44V152H42ZM41 153V155L43 156V157H45L46 156V154L44 155V154H42ZM99 153V152H98ZM122 153V152H121ZM174 154H172L171 152H170V154L171 155H173V157H170V160H171V158H173V161H175V163L177 164V166H178V168H180V171H181V174L185 177V178H188L187 180H189V182H190V184H192V186H196L195 184L197 183V185L198 186H200V185H202L201 183L203 182H201L200 183V175H199V173L202 171V168H201V166L199 167L198 165H196V170H197V173H195L196 172V170H195V172H193V173H195V174H197V175H199V177H197V175H196V177H197V179L199 180L198 182H196L194 179H192L193 178V176H194V174L191 172L190 174H193L192 175V177H191V179H190V177H189V172L187 171L188 170V164H187V166H184V165H186V163H185V161H184V156H183V158H182V156H178L177 157V153H175V151L173 152ZM224 153V152H223ZM230 154V155H227L226 156V154ZM15 154V153H14ZM49 154L50 153H47V155L49 156ZM51 154V155H52ZM94 154V153H93ZM96 154V157L98 158V156H97V153H95ZM94 154V155H95ZM170 154H167V155H170ZM180 154H182V153H179V151H178V155H180ZM184 154V153H183ZM194 154H195V152H194ZM1 155V154H0ZM3 155H1V156H3ZM31 155V154H30ZM40 155V156H41ZM92 155V154H91ZM121 155V154H120ZM123 155V154H122ZM170 155V156H171ZM218 155V154H217ZM220 155V154H219ZM224 155V154H223ZM256 157H255V156ZM27 156V155H26ZM33 156L35 157L36 156V154H33ZM81 156V155H80ZM175 156V157H174ZM190 156V155H189ZM216 156V155H215ZM222 156V155H221ZM37 157V156H36ZM36 157H35V159H36ZM52 157V156H51ZM92 157V156H91ZM94 157V156H93ZM92 157V158H93ZM122 157V156H121ZM120 156H119V158H120V160L122 161V163H119V164H117V171L116 172H118V169H119V171H120V169L122 168L124 171V174H125V172H126V174H125V176L127 175V173H128V175L127 176H129L130 175V178L129 179H131L132 180V182L131 183H133V185H132V188L134 187L135 188V190H137V192H138V198L137 199H132L131 197V199L133 200V202H134V206L135 207H137L138 209L140 208L142 211L144 210L145 212H146V214H145V212L143 213L142 211L141 212H139V213H143L142 215L143 216H146L147 214H148V216H150V217H148V218H150V219H147V221L149 222V224H150V221H151V223H152V227H153V229H154V232L155 231H157V233L159 234V232H158V230L160 229V232L162 231L161 229H163V227H164V224H163V220L162 219H164V218H162L163 217V215H162V213H163V207H165V208H170V209H168L169 211H171V213L172 212H174V211H177L178 209V207H175V210H174V207H171L172 205H173V201H175L174 199H176V195H175V193L176 192H173L172 190V187L170 188V189H172L171 191L173 192V194L176 196L174 199L173 198H171L170 196H169V194L170 195H172V193H169V194H167L166 196H163L162 194H161V192L159 191V188H157L156 187V181H155V179H153V177L151 176V174L152 173H150L149 171V173H147L145 170H143V169H140V167H136L137 165H134V163H132L131 164V160L130 161H125V160H123L122 158H121ZM127 157V156H126ZM125 157V159H127ZM179 157H181L180 159H179ZM188 157V156H187ZM214 157V156H213ZM231 157H230V159L229 160H227V161H231ZM6 158V157H5ZM4 158V159H5ZM9 158V159H10ZM16 158V159H15ZM29 160H30V157H27ZM38 158V157H37ZM42 157H40V159H41ZM46 158V157H45ZM79 158V157H78ZM77 158V159H78ZM97 158H95V159H97ZM99 158L101 159V156H99ZM166 158V157H165ZM168 158V157H167ZM193 158V157H192ZM192 158L190 159L191 160V163H193V160H192ZM196 158V157H195ZM217 158V157H216ZM28 159H26V160H28ZM32 159V158H31ZM34 159V160H35ZM48 159V158H47ZM47 159H45V160H47ZM53 159V158H52ZM51 159V160H52ZM76 159V160H77ZM100 159H99V161H100ZM102 159H104V158H102ZM183 159V160H182ZM188 159H189V157H188ZM197 159V158H196ZM225 159V158H224ZM227 159V158H226ZM13 160V161H12ZM28 160V161H29ZM33 160V159H32ZM79 160V159H78ZM128 160V159H127ZM167 160V159H166ZM186 160H187V158H186ZM189 160V161H190ZM213 160V159H212ZM3 161V160H2ZM5 161V160H4ZM3 161V162H4ZM7 161H8V159H7ZM7 161L5 162V164L7 163ZM20 161H22V159L20 160ZM27 161V162H28ZM31 161V160H30ZM38 161V160H37ZM36 161V162H37ZM43 161H44V159H43ZM42 161V159H41V162H43ZM71 161V160H70ZM74 161V160H73ZM79 161H81V160H79ZM87 161V160H86ZM89 161V160H88ZM91 161V160H90ZM94 162L96 161V160H93ZM97 161H98V159H97ZM103 160H101V162H102ZM184 161V162H183ZM188 161V160H187ZM189 161H188V163H189ZM208 161V160H207ZM26 162V161H25ZM26 162V163H27ZM40 162V161H39ZM49 162V161H48ZM48 162L46 163V164H48ZM53 162H54V160H53ZM77 163H78V161H76ZM75 162V163H76ZM85 162V161H84ZM130 162V163H129ZM198 162L199 161H197V163L196 164H198ZM205 162V161H204ZM234 162V161H233ZM233 162H231V163H233ZM19 163V162H18ZM20 163H22V162H20ZM19 163V164H20ZM25 163V164H26ZM35 163V162H34ZM51 163V162H50ZM49 163V164H50ZM68 163V162H67ZM96 163V162H95ZM103 163V162H102ZM105 164L107 163V162H104ZM114 163H118V162H114ZM190 163V164H191ZM195 163V162H194ZM193 163V164H194ZM209 163V162H208ZM208 163H207V165H208ZM235 163H233V164H235ZM1 164V163H0ZM4 164V163H3ZM9 164V163H8ZM8 164H7V166L6 167H8ZM22 164H24V163H22ZM24 164V165H25ZM38 164V163H37ZM37 164H35V165H37ZM85 164H86V162H85ZM93 164V163H92ZM100 164V163H99ZM125 164H127L128 166H130L131 167V169H130V167L128 168V167H126V166H124ZM176 164H175V166H176ZM201 164V163H200ZM202 164H204V163H202ZM229 164V166H230V163H228ZM30 165V164H29ZM51 165V164H50ZM88 165V164H87ZM91 165V164H90ZM101 165H103V164H101ZM109 165H110V163H109ZM108 165V166H109ZM112 165V164H111ZM110 165V166H111ZM113 165H115L114 167H116V164H113ZM112 165V166H113ZM171 165V164H170ZM174 164H172V166H173ZM207 165H205L206 166V169L208 168V167H210L209 165H208V167H207ZM212 165V164H211ZM2 166V165H1ZM18 166H21V165H18ZM32 165H30L29 167H31ZM38 166V165H37ZM40 166H41V164H40ZM42 166H44V165H42ZM42 166L40 167V168H42ZM67 166V165H66ZM76 166H78V165H75V167ZM98 166V165H97ZM104 166V165H103ZM112 166H111V168H112ZM124 166V167H123ZM139 166V165H138ZM192 166L193 165H191L190 167H191V169H192ZM194 166H195V164H194ZM233 166V165H232ZM4 167V166H3ZM13 167V166H12ZM21 167H23V165L21 166ZM26 167V166H25ZM29 167H28V170H29ZM63 167V166H62ZM90 167V166H89ZM91 167H93L92 165H91ZM95 167H96V165H95ZM101 167V166H100ZM126 167V168H125ZM185 167H187V168H185ZM189 167V168H190ZM202 167H204V165H202ZM9 168V167H8ZM17 168H20V167H17ZM31 168H33V166L31 167ZM45 168V167H44ZM69 168V167H68ZM98 168V167H97ZM102 168V167H101ZM104 168H107V167H105L104 166ZM109 168V167H108ZM194 168V167H193ZM205 168V167H204ZM228 168V167H227ZM1 169H3L2 167H1ZM0 169V170H1ZM5 169V168H4ZM3 169V170H4ZM10 169H13V168H11L10 167ZM9 169V170H10ZM21 169V168H20ZM63 169V168H62ZM75 170H76V168H74ZM73 169V170H74ZM94 169H96V168H94ZM93 169V170H94ZM100 169V168H99ZM130 171H129V170ZM176 169V168H175ZM191 169H189L190 171H191ZM206 169H204V172H205V170ZM209 169V168H208ZM207 169V170H208ZM212 169H214V168H212ZM211 168H210V170H212ZM231 169V168H230ZM8 170V171H9ZM18 170V169H17ZM25 169H24V167H23V171H24ZM42 170H43V168H42ZM74 170V171H75ZM89 170V169H88ZM101 170V169H100ZM108 170V169H107ZM106 170V171H107ZM112 170H116V168L115 169H113L112 168ZM111 170V172H110V175L111 174H114V175H116L117 177H120V176H118V174L115 172V171H112ZM172 170V169H171ZM206 170V171H207ZM224 170V169H223ZM223 170H221V171H223ZM15 171H16V168H15ZM20 171H22V169L20 170ZM30 171H31V169H30ZM39 171H40V169H39ZM62 171V170H61ZM64 171H66V169L64 170ZM64 171H63V173H64ZM91 171H92V168H91ZM96 171H97V169H96ZM177 171V170H176ZM192 171H193V169H192ZM209 171V170H208ZM228 171V170H227ZM227 171L225 172V174H228L227 173ZM233 171V170H232ZM5 172V171H4ZM11 172H14V170L13 171H11ZM25 172H26V170H25ZM25 172L23 173V175L25 176ZM29 172V171H28ZM41 172V171H40ZM72 172V171H71ZM70 172V173H71ZM87 172V171H86ZM93 172V171H92ZM113 172V173H112ZM115 172V173H114ZM121 172V171H120ZM122 172V173H123ZM177 172H179V170L177 171ZM204 172H202V174L204 173ZM217 172V171H216ZM220 172V171H219ZM0 173H1V171H0ZM15 173V172H14ZM13 173V174H14ZM22 173V172H21ZM20 173V174H21ZM47 173V172H46ZM70 173H68V175L70 174ZM78 173V172H77ZM95 173V172H94ZM102 173H103V171H102ZM107 173V172H106ZM119 173V172H118ZM172 173V172H171ZM185 173H187V175L185 174ZM206 173V174H205ZM204 174L205 175H207L206 177V179H205V176H204V174H203V176H204V178H203V180L205 181L204 183L206 184V181H207V183L209 184V181H210V178H211V181H215L216 180V178H213L214 180H212V177H213V174H215L216 175V173L214 172V173H212V175H210L211 174V172H209V173H207V172H205ZM230 173V172H229ZM235 173V172H234ZM8 174H11V173H8ZM16 174V173H15ZM14 174V175H15ZM17 174H19V173H17ZM28 174V173H27ZM26 174V175H27ZM30 174V173H29ZM33 173H31L30 175H32ZM38 174V173H37ZM42 174H44L43 172H42ZM60 174V173H59ZM98 174L100 175V173L98 172ZM201 174V175H202ZM220 174V173H219ZM219 174L217 173V176H219ZM223 174V173H222ZM225 174H223V175H225ZM238 174V173H237ZM236 174V175H237ZM243 174H241V175H243ZM1 175H2V173H1ZM14 175H10V176H14ZM22 175V174H21ZM22 175V176H23ZM34 175H35V173H34ZM41 175V174H40ZM61 175V174H60ZM89 175V176H88ZM88 175H85V173H84V177L85 176H87V177H85V178H82V180L80 179V178H77L76 177V175L72 172V175H70L69 177H70V180H67L66 181V179H65V181L66 182H64L63 183V179H61V180H63L61 183L60 182H58V183H56L57 184V186H51L52 188H49V190H51L52 189V191H47V190H45L44 191V194H45V192L47 191L48 192V194H51L53 191H54V189H53V187H57L58 188V190H59V188L63 191V195L64 196H62V191H61V197L59 196L60 194H58V195H56L55 194V192L53 193V195L50 197H48V194L46 195L47 197H45V199H47L48 200V205H47V203H46V205L43 203V202H41V200H39L37 197H35L34 196V198H36V199H38L39 201H38V203L36 202V203H32L33 201L35 202V200H33V199H31V196L29 195V199H31V203H30V206H28L29 205V203H27V202H30V200L29 201H27V199H28V194H26L27 196L25 197L26 198V200H24L23 198V200L26 202V204H28V205H26L27 207H24V210H25V208H28L29 209V207L30 208H36V210L35 211H32V212H36V211H40L39 210V208L37 209V205L40 203H43V204H41L39 207L40 208H42V210L44 211V209H46V208H44L45 206H50L49 208L50 209H48V207H47V209L48 210H46L47 211V214H44L45 216L43 217V216H40L38 213L35 215L34 213V215H35V217H34V223L36 222V223H38L37 225L40 227H37L36 229H38L39 230V232H40V229H41V231L44 233H42L43 235V237H40V238H38V240L39 239H41V238H46V239H48L49 237H51V238H49V240L47 241L46 239H44V241H43V243H45L46 242V246L48 247V249L45 251V255L47 256V258H46V256H45V258L46 259H40V257L41 258H44V253H43V255H42V252L39 254L37 251L38 250H40V248L39 249H37L36 247V249L37 250H34V249H30V247L29 248H27V246H28V244H29V242H31V240H30V238H29V242H28V244L26 243V244H24V245H26V246H23L22 244V240H20V239H17V234H15L14 235V233H12V231H13V229H11V226H10V230H11V232L8 230L9 229V226H8V229L5 227L4 228V223H3V226H2V224H0L3 228H1L0 227V264H96L97 262V258H98V260H100L101 262L103 261V260H105L106 258V260H108V256L110 257L111 255H113L112 253H111V255H110V253L109 252H115V253H118V254H115V256L113 257V256H111V257H113V259L116 261V263H114V261L111 263L110 261H106V264H123V262H125L126 264L128 263V264H130L131 262H130V260H127L126 258H125V256H123V255H120L119 254V252L120 251H117V249H119V247H122L124 244H122L123 243V241L125 240H122L121 238H120V234H119V236H117L119 239H121L122 241V243L121 242H116V244L117 243H121L119 246H118V248H116V250H113V248L115 249V247H112V245L114 244H109V242H110V239H112V237H114V236H116L115 234H117L116 232H115V234H113L112 236H110V235H108L109 236V238L106 236L109 232H110V230L112 231V233H114L113 231H117V230H121L120 232L122 233V235H123V233L125 232V231H127V229H131L132 228V224L134 223V222H132L133 220V218L131 219H128V222H127V224H125V225H122V224H120V225H122V226H125L126 227V225H128V223H129V220H132V221H130V222H132V226H130L131 228H128L127 227V229H125L124 231L122 230V229H124L125 227H123L122 228V226H121V228H117V226H119L118 225V223H122V222H120V221H118V213H120V212H116L117 211V208H115L113 205H112V203H110V199H113L114 200V196L112 195L113 194V191H112V194H111V190L109 189V187H108V183H106L105 181H103L102 182V180H97V179H95L94 177H95V175H91V173L89 174V172H88ZM98 175V176H99ZM113 175V176H114ZM231 175H233V178L236 176L235 174H231ZM235 175V176H234ZM241 175H239L238 174V176L240 177ZM4 176V175H3ZM37 176V175H36ZM64 176H66V175H64ZM78 176V175H77ZM102 176H104V175H102ZM187 176V177H186ZM202 176V177H203ZM216 176V177H217ZM237 176V178L234 180L233 178H232V180H231V182H234V181H239L240 182V180H241V178H239ZM5 177H6V175H5ZM9 177V176H8ZM30 177V179H31V177L32 176H28V178ZM34 177V176H33ZM32 177V179L34 180V178ZM63 176H61V178H62ZM67 177V176H66ZM80 177V176H79ZM107 177V176H106ZM109 177V176H108ZM107 177V178H108ZM111 177H112V175H111ZM110 177V178H111ZM117 177H113V180H114V182H113V185L116 183H118V186H120L119 184L121 183V186L122 187H120L122 190L124 189V187H126L129 183H130V181L131 180H129L127 177H121L120 179H118V181L120 180V182H115V181H117ZM182 177V176H181ZM195 176H194V178H196ZM215 177V176H214ZM220 177H223V176H220ZM225 177H226V175H225ZM230 177L231 176H229V179L227 180V182L230 180ZM0 178H2V176L0 177ZM10 178V177H9ZM15 178V177H14ZM14 178H12L13 179V181H15L14 180ZM18 178V177H17ZM16 178V179H17ZM20 178V177H19ZM37 178V177H36ZM38 178H39V174H38ZM59 178V177H58ZM96 178H97V174H96ZM102 178V177H101ZM100 177H99V179H101ZM109 178V179H110ZM128 179V183H127V179ZM218 178V177H217ZM239 178V179H238ZM4 179V178H3ZM31 179V180H32ZM42 179V176H41V178L40 179H38L39 181ZM60 179V178H59ZM58 179V180H59ZM80 179V180H79ZM108 179V180H109ZM184 179V178H183ZM182 179V180H183ZM208 179V180H207ZM222 179V178H221ZM221 179H219L218 178V180L219 181H221ZM225 179V178H224ZM244 179V178H243ZM7 180H11V179H8V178H6V181L5 182H7ZM18 180V182H20L19 180L20 179H17ZM16 180V181H17ZM25 180V179H24ZM29 180V179H28ZM32 180V181H33ZM38 180L36 181V179L34 180V182L36 181L37 183H38ZM44 181H45V179H43ZM55 180V179H54ZM57 180V179H56ZM56 180H55V182H56ZM57 180V181H58ZM159 180H161V178L159 179ZM191 180H192V182H191ZM201 180H202V178H201ZM2 181V180H1ZM12 181V180H11ZM10 181V182H11ZM12 181V182H13ZM44 181H42L41 182V186L43 185L42 183L44 182ZM50 181V180H49ZM110 181V180H109ZM170 181V180H169ZM168 181V182H169ZM193 181H195L196 183H194ZM222 181H224L223 179H222ZM221 181V184H220V182H219V184L218 183H214V184H211V183H213V182H210V184L209 185H212L213 187H214V190L216 191V192H213L214 190L211 188V191L213 192L212 194H218L219 196L217 197L218 199H214L215 201H213V200H210L211 199V197H210V199H209V202H205V203H207L209 206V208H208V210H210V212H209V214L210 213H212L211 215H213L214 217L213 218H217L216 219V223H217V221H219V222H222L223 220H221L222 218H224V220H225V217L223 216L225 213L228 215V217L230 218H228L229 220H231V219H233V218H237V217H239L240 218V220H238V224L239 225H237V226H240L239 228H241L242 229V227L241 226H243V225H240L241 224V220L245 217V220L248 218L249 220H250V223L252 224L253 223V219L255 218V220H256V225H255V227L257 226V229H253L252 227H250L251 226V224H250V226H248L247 224H246V226H248L247 228L246 227H244L243 226V228H246L247 229V231L246 230H244V229H242V230H244V233H247L250 229H251V233L250 232H248L247 234L248 235H250V234H253V232L255 233L253 236H255L257 233L256 232H258V234L259 235H261V237L263 236V238H264V218L263 217H261V216H259V215H256L255 217H253L254 215H255V212H250V207H251V205L253 204V206H255L256 208H258L259 209V211L264 215V204L263 203H261V202H259L258 204H257V206L256 205H254V203L252 202L253 200H254V202L256 201L254 198H256L257 199V196H256V192H255V189H253V187H251V186H249V185H246L245 183H244V185L242 184V180H241V182L240 183H236L237 184V186L236 187H231L229 184H227L225 181H224V183H226V184H224V185H222L223 184V182ZM3 182V181H2ZM21 182H23L22 180H21ZM36 182H35V184H36ZM46 182V184L48 183V181H45ZM111 183H112V179H111V181H110ZM159 182H161V181H159ZM183 183H184V181H182ZM188 182V183H189ZM215 182H217V181H215ZM246 182H248V181H246ZM251 182H253L252 181V179H251ZM257 182V181H256ZM259 182L258 183H256V184H259ZM4 183V182H3ZM2 183V184H3ZM13 183H15V182H13ZM17 183V182H16ZM24 183V182H23ZM26 183V182H25ZM24 183V184H25ZM29 183V182H28ZM50 184H51V181L49 182ZM60 183V184H59ZM171 183V182H170ZM230 183V182H229ZM2 184H0V185H2ZM7 184V183H6ZM8 184H11V183H8ZM7 184V185H8ZM18 185H19V183H17ZM46 184H44V187H45V185ZM55 184V185H56ZM160 184V183H159ZM185 184H186V182H185ZM194 184V185H193ZM231 185L233 184V183H230ZM253 184V183H252ZM256 184L254 185V186H256ZM30 185H32V184H30ZM36 185H39V184H36ZM53 185V184H52ZM163 185H165V183L163 184ZM187 185H189V184H187ZM225 185L226 186H228L229 185V187H227V191H226V187H225ZM234 185V184H233ZM260 185V184H259ZM4 186V185H3ZM16 186V185H15ZM15 186L13 187L14 188V190H15ZM20 186V185H19ZM19 186H17V187H19ZM24 186H26V185H22V187L24 188ZM47 186V185H46ZM48 186H50V185H48ZM47 186V187H48ZM115 186V185H114ZM129 186H130V184H129ZM170 186V185H169ZM191 186V187H192ZM202 186H204L205 187V185L203 184ZM208 186V185H207ZM223 186L225 187V188H223ZM261 186V185H260ZM21 187V188H22ZM28 187V186H27ZM31 187V186H30ZM34 187V186H33ZM33 187H32V189H33ZM37 186H35V188H36ZM46 187V188H47ZM190 187V186H189ZM190 187V188H191ZM204 187H202V189H205ZM211 187V186H210ZM209 187V188H210ZM4 188V187H3ZM6 188V187H5ZM5 188H4V190H5ZM12 188V187H11ZM11 188H10V190H11ZM26 188V187H25ZM35 188H34V190H35ZM38 188L42 191L43 189H45V188H40V185L38 186ZM127 188V187H126ZM133 188V189H134ZM185 188V187H184ZM186 188H187V186H186ZM185 188V189H186ZM237 188V189H236ZM255 188H257V186L255 187ZM1 189V188H0ZM19 189V188H18ZM29 189V188H28ZM118 189H119V187H118ZM119 190V192L120 191H122V190ZM189 189V188H188ZM196 189H198V187L196 186ZM199 189H201V186H200V188ZM198 189V190H199ZM207 189V188H206ZM204 190L205 192L208 190ZM242 190V189H244V190H242L243 191V193H244V196L247 198V202H248V200H249V202L250 203H247L246 202V199L242 196V194L240 195V193H241V191H240V193H239V191L238 190ZM257 189H259V188H257ZM261 189V188H260ZM259 189V190H260ZM2 190V189H1ZM27 192H28V190H27V188L25 189ZM38 190V189H37ZM56 190V192H60V191H58L57 189H55ZM125 190V189H124ZM168 190V189H167ZM193 190V189H192ZM191 190V193L193 192ZM198 190H197V192H198ZM210 190V189H209ZM6 191L8 192V190H7V188H6ZM5 191V192H6ZM118 191V190H117ZM126 191V190H125ZM125 191H124V193H125ZM170 191V192H171ZM189 191H190V189L188 190V193H189ZM203 191V190H202ZM258 191V190H257ZM10 192V191H9ZM17 192V194L19 195V193H22V192H20V190H19V192L18 191H16ZM27 192H25V193H27ZM32 192H33V190H32ZM46 192V193H47ZM123 192V191H122ZM166 192H168V191H166ZM196 191H195V189H194V192L193 193H195ZM199 192L201 193V195H202V193L203 192H201V190H199ZM204 192V193H205ZM209 192V191H208ZM11 193V192H10ZM39 193V192H38ZM43 193V192H42ZM41 193V194H42ZM118 193V192H117ZM136 193V192H135ZM186 193H187V191H186ZM191 193L189 194V195H187L188 197H190V196H192V198L194 197L193 195H191ZM200 193H198L199 195H200ZM238 193H239V195H238ZM8 194V193H7ZM16 194V193H15ZM13 195V193H12V195L11 196H16V195ZM23 194V193H22ZM22 194H20L19 196L20 197H23V195ZM32 194V193H31ZM120 194H121V192H120ZM123 194V193H122ZM121 194V195H122ZM185 194V193H184ZM210 194V193H209ZM209 194L207 195V193H206V195L209 197ZM215 194L214 195H210V196H215ZM0 195H3V190H2V194H0ZM6 195V194H5ZM22 195V196H21ZM25 195V194H24ZM37 195V194H36ZM43 195V194H42ZM110 195H112L111 197H110V199H109V196ZM120 195V196H121ZM123 195H125V194H123ZM133 195V194H132ZM137 195V194H136ZM135 195V196H136ZM185 195V196H186ZM196 195H197V193H196ZM199 195H197L196 197L197 198H200V197H202V196H199ZM205 195V194H204ZM7 196H9V194L7 195ZM5 197V196H1V197H4L5 199L6 198H8V197ZM19 196H16V197H18L19 199H20V197ZM41 196V195H40ZM44 196V195H43ZM42 196V197H43ZM119 196V195H118ZM186 196V197H187ZM207 196H205L204 198H203V200L204 201H206V198L208 199V197ZM217 196V195H216ZM241 196V197H240ZM41 197V198H42ZM117 197V196H116ZM116 197H115V202H117L118 203V201H120V200H116ZM122 197V196H121ZM174 197V196H173ZM195 197V199H197ZM238 197H240V198H244L245 199V201L243 200V202H245V203H243L242 204V206H240V205H237V206H239V208L237 209L236 208V205H235V201H236V204H237V201L239 202V200H236V198L238 199ZM4 198H2V199H4ZM18 198H16L17 200H19ZM124 198V197H123ZM126 198V197H125ZM124 198V199H125ZM212 198H214V197H212ZM1 199V198H0ZM5 199L4 200H2V201H0V205L4 202V204L7 202V200L5 201ZM16 199H14V200H16ZM21 199V200H22ZM43 199V198H42ZM45 199H43V201H46L47 202V200H45ZM131 199H129L130 201H131ZM172 199H173V201H172ZM222 200L221 201V203H220V200ZM11 202H14V200H12V197H11ZM9 200V198H8V202L10 201ZM22 200V201H23ZM113 200H111V201H113ZM128 200V201H129ZM199 200V199H198ZM202 200V199H201ZM200 200V201H201ZM218 200V201H217ZM242 200V199H241ZM240 200V202L239 203H241L242 201ZM20 202V200L18 201L19 203H24V202ZM122 201H123V199H122ZM195 201H197V200H195ZM208 201V200H207ZM217 201V202H216ZM257 201H259L258 199H257ZM2 202V203H1ZM7 202V203H8ZM17 202V201H16ZM15 202V203H16ZM121 202V201H120ZM176 202V201H175ZM199 202V201H198ZM202 203H203V201H201ZM252 202V203H251ZM6 203V204H7ZM10 203V202H9ZM8 203V204H9ZM15 203H12L14 206H12V205H10L11 207H9L8 206V204H7V209L8 208H13V210L12 211H16V212H14V219H16V217L17 216H15V213H18L19 212V210H18V212H17V210H15L14 208H17V206L16 205H18L17 203L15 204ZM122 203V202H121ZM123 203L125 204L126 203V201L124 202L123 201ZM204 203V204H205ZM222 203H224L223 204V206L226 208L227 207V209H223L224 211H225V213H223V215H221V213L223 212V210L221 209V208H219L220 207V204H222ZM238 203V204H239ZM247 203V204H246ZM256 203V202H255ZM6 204L4 205L5 207H6ZM25 204V203H24ZM36 204V205H35ZM127 204V203H126ZM128 204H130V202L128 203ZM175 204V203H174ZM199 204H201V203H199ZM218 204H219V206H218ZM249 204H251L248 208H246V209H248L247 211L248 212H250V213H254L253 215H251V217L253 218V219H250L251 217H250V214H248V212L246 211V209L244 208V205L245 206H248ZM43 205V206H42ZM119 204H117V206H118ZM123 205V204H122ZM133 205H131V207L133 206ZM165 205V206H164ZM202 205V204H201ZM206 205V204H205ZM235 205V206H234ZM2 206V205H1ZM0 206V207H1ZM19 206H22V204H20ZM25 206V205H24ZM32 206H34V207H32ZM36 206V207H35ZM128 206V205H127ZM174 206V205H173ZM177 206V205H176ZM57 209H56V208ZM115 209H114V208ZM222 207V206H221ZM240 207H242V208H244L242 211H239L240 210ZM251 208V210L252 209H255L256 210V208ZM21 210H23L21 207H19ZM54 208L57 210L56 211V213L58 212H60V214H56V213H53L55 210H54ZM127 208H130V206H128ZM207 208H206V210H207ZM5 209V208H4ZM3 209V210H4ZM18 209V208H17ZM122 209V208H121ZM120 209V210H121ZM131 209V208H130ZM135 209V208H134ZM137 209V211H139ZM177 209V210H176ZM221 209V210H220ZM1 210V209H0ZM3 210H1V211H3ZM8 210H10L11 211V209H8ZM30 210V209H29ZM29 210L27 211V213L29 212ZM32 210V209H31ZM30 210V211H31ZM41 210V211H42ZM52 210H54L53 212H52ZM125 210V209H124ZM133 210V209H132ZM226 210H227V212H226ZM236 210H237V213H236ZM10 211H6L7 213L8 212H10ZM11 211V212H12ZM26 211V210H25ZM46 211H44V212H46ZM119 211V210H118ZM122 211H123V209H122ZM128 211V210H127ZM130 211V210H129ZM136 211V212H137ZM168 211V213H166L165 211V213L166 214H168L169 215V212ZM238 211L241 213V212H243V215H244V212L245 213H247L248 215V217H246V216H243L242 215V217H241V215L240 216H237L238 215ZM21 213H22V211H20ZM32 212H29V213H32ZM131 212H133V211H131ZM131 212H130V214H131ZM206 212V211H205ZM5 213V212H4ZM20 213V216L21 217H23V215L24 214H21ZM26 213V212H25ZM125 213V212H124ZM127 213H129V212H127ZM176 213V212H175ZM175 213H174V215L173 216H171L172 218L175 216ZM204 213V212H203ZM239 213V214H240ZM1 214V213H0ZM8 214H10V213H8ZM7 214V215H8ZM56 214V216L58 217L57 218V220L56 219H54V215ZM123 214V213H122ZM136 214V213H135ZM165 214V215H166ZM173 214V213H172ZM207 214V213H206ZM225 214V215H226ZM11 215V214H10ZM9 215V216H10ZM30 215V214H29ZM34 215H32V216H34ZM60 215V216H59ZM119 215H121V214H119ZM125 215V214H124ZM134 215V214H133ZM137 215H138V213H137ZM164 215V216H165ZM171 215V214H170ZM169 215V216H170ZM177 215V214H176ZM226 215V216H227ZM246 215V214H245ZM1 216V215H0ZM5 216V215H4ZM8 216V217H9ZM31 216V215H30ZM116 216H117V218H116ZM136 216V215H135ZM139 216H141V215H139ZM138 216V217H139ZM142 216V218H140L141 220L140 221H142V219L144 220V218L146 219L147 217H143ZM181 215H179L178 217H180ZM202 216H203V214H202ZM209 216V215H208ZM221 216H223L222 218H221ZM137 217V219L139 220V218ZM165 217H167V216H165ZM177 217V216H176ZM175 217V218H176ZM206 217V216H205ZM6 218H7V216H6ZM33 218V217H32ZM120 218H123L122 216L121 217H119V219ZM129 218V217H128ZM171 218V219H172ZM203 218V217H202ZM208 218V217H207ZM206 218V219H207ZM210 218H212L211 216H209V220H210ZM242 218V219H241ZM3 219H4V217H3ZM18 219V218H17ZM136 219V220H137ZM170 219V220H171ZM177 219H179V218H176V221H177ZM181 219V218H180ZM204 219V218H203ZM238 219V218H237ZM1 220H2V217H1ZM6 220H8V218L6 219ZM19 220V219H18ZM17 220V221H18ZM22 220V219H21ZM137 220V221H138ZM166 220H168V218L167 219H165V222H167ZM170 220H169V223H170ZM213 220H215V219H213ZM228 220V221H229ZM245 220H243V222L245 221ZM249 220H246L245 222H248ZM252 220V221H251ZM26 221V220H25ZM31 221V220H30ZM29 221V222H30ZM121 221H123V223L126 221V219H125V217H124V219L122 220L121 219ZM137 221H135V225H137ZM173 221V220H172ZM176 221H175V223H176ZM202 221V220H201ZM208 221V220H207ZM227 221V222H228ZM233 220H231V222H232ZM237 222V220L235 219L232 223L235 225V223L234 222ZM239 221H241L240 223H239ZM16 222V221H15ZM15 222H14V224H15ZM19 222V221H18ZM29 222L27 223V221H26V224H28V225H30L29 224ZM144 222H146V220H144ZM203 222H205V221H202V223ZM25 223V222H24ZM31 223V222H30ZM34 223H31V226H32V224H33V226H36V223H35V225H34ZM40 223V224H39ZM141 223V222H140ZM173 223V222H172ZM174 223V224H175ZM177 223H178V221H177ZM208 223V222H207ZM224 223V222H223ZM229 223V222H228ZM255 223V222H254ZM20 224H22V223H20ZM26 224H25V228H31L30 229V231L32 230V232H33V234H35L38 230H34V229H32V227H29L28 225V227H26ZM142 224H143V222H142ZM159 224H160V226H159ZM167 224V223H166ZM165 224V225H166ZM213 224V223H212ZM219 224V223H218ZM222 224V223H221ZM237 224V223H236ZM245 224V223H244ZM10 225V224H9ZM63 225H65L66 227H67V230L66 229H64V227H63ZM170 225H171V223H170ZM220 225V224H219ZM225 225V224H224ZM224 225L222 224L221 226H223L224 227ZM232 225V224H231ZM6 226V225H5ZM18 226H20V225H18ZM22 226V227H23ZM142 227L143 226H145L144 224L143 225H141ZM140 226V230H142L141 227ZM148 226V224L146 223V227ZM172 226V225H171ZM171 226H170V230H171ZM177 226H179V225H177ZM209 226V225H208ZM220 226V228H222ZM227 226H229V225H227V223H226V226L225 227H227ZM236 226V228H238ZM253 226V225H252ZM13 227H14V225H13ZM65 227V228H66ZM120 227V226H119ZM136 227V226H135ZM138 227H139V225H138ZM175 227V226H174ZM173 227V228H174ZM204 227V226H203ZM203 227H202V229H203ZM214 227V226H213ZM230 227V226H229ZM228 227V228H229ZM232 227V226H231ZM231 227H230V229H231ZM249 227H250V229H249ZM254 227V228H255ZM15 228H16V225H15ZM34 228V227H33ZM137 228V227H136ZM168 228H169V226H168ZM172 228V229H173ZM234 228V230H235V227H233ZM238 228V229H239ZM18 229V228H17ZM133 230H134V227L132 228ZM131 229V231H133ZM145 229V228H144ZM148 229V228H147ZM146 229V230H147ZM175 229V228H174ZM173 229V230H174ZM177 229V228H176ZM209 229V228H208ZM222 229H226V228H222ZM249 229V230H248ZM253 229V230H252ZM19 230L20 229H18V232H19ZM27 230V229H26ZM36 231V232H34V231ZM136 230V229H135ZM164 230V229H163ZM234 230L231 232V233H233L234 232ZM237 230V229H236ZM240 230V229H239ZM239 230H237V231H239ZM241 230V231H242ZM24 231H25V229H24ZM23 231V232H24ZM30 231H29V233H30ZM123 231V232H122ZM139 231V230H138ZM137 231V232H138ZM143 231V230H142ZM150 231V230H149ZM148 231V232H149ZM178 231V230H177ZM205 231V230H204ZM228 231V230H227ZM253 231V232H252ZM14 232H16V230L14 231ZM22 232V233H23ZM37 233L38 235H40V233ZM128 232V231H127ZM133 232H135V231H133ZM144 232H145V230H144ZM21 233V232H20ZM142 233V232H141ZM140 233V234H141ZM155 234V235H158V234ZM172 233V232H171ZM175 233V232H174ZM227 233V232H226ZM235 233V232H234ZM234 233H233V235H234ZM237 233H241L240 231L239 232H236V234ZM23 234H25V233H23ZM27 234V233H26ZM25 234V235H26ZM32 234V235H33ZM128 235H125V238L127 239V236H129V234H131L130 232H128L127 233ZM135 234V233H134ZM137 234H139V232L137 233ZM144 235H145V233H143ZM173 234V233H172ZM229 234H230V232H229ZM236 234H235V236H236ZM243 234V232L240 234V237H241V235ZM37 235V236H38ZM47 236V237H45V236ZM142 235V234H141ZM143 235V236H144ZM146 235H147V233H146ZM145 235V236H146ZM149 235H151V234H149ZM154 235V234H153ZM226 235V234H225ZM228 235V234H227ZM232 235V234H231ZM244 235V234H243ZM20 236V235H19ZM29 236V235H28ZM36 236V235H35ZM124 236V235H123ZM136 236V235H135ZM134 236V237H135ZM138 236V235H137ZM142 236V237H143ZM177 236V235H176ZM175 236V237H176ZM234 236V237H235ZM245 236V235H244ZM252 236V235H251ZM251 236H250V238H251ZM258 236V235H257ZM131 237V236H130ZM129 237V238H130ZM133 237V236H132ZM134 237H133V239H134ZM156 237V236H155ZM155 237H154V241L155 240H157V242L156 243H158V241H160V240H162L161 239V237H159L158 236V238L160 239H155ZM170 237H172L173 238V235L171 236L170 235ZM224 237V236H223ZM228 237V236H227ZM246 237H249V236H247L246 235ZM245 237V238H246ZM256 237V236H255ZM253 238L252 240H253V242L255 243V240L257 239V242H258V237H256V238ZM260 237V236H259ZM75 238H76V240H77V238H79V240L81 241V239H83L81 242L80 241H78L77 240V242H76V240H75ZM123 238V237H122ZM140 238V240H141V237L140 236H138V238L136 237V239L138 240ZM169 238V237H168ZM166 239V240H162V241H167V243L169 244L168 245V247L169 248H173V242H172V240L171 239ZM226 238V237H225ZM229 238V237H228ZM228 238L227 239H225V240H228ZM236 238H237V236H236ZM243 238V237H242ZM241 238V239H242ZM250 238H248L249 240H250ZM24 239V238H23ZM33 239L35 240V238L33 237ZM43 239H41V243H42V240ZM132 239V238H131ZM143 239H144V237H143ZM153 239V238H152ZM230 239V238H229ZM233 239L234 238H232V242H233ZM244 239V238H243ZM243 239L241 240V241H243ZM248 239H246V240H244L243 242H245V241H247ZM255 239V240H254ZM26 240V239H25ZM46 240V241H45ZM113 241H114V239H112ZM117 240V239H116ZM128 240V239H127ZM171 240V241H170ZM238 240V239H237ZM240 240V239H239ZM252 240H250V241H252ZM263 240V239H262ZM262 240H260V241H262ZM118 241V240H117ZM120 241V240H119ZM130 241H132V240H130ZM136 241V240H135ZM139 241V240H138ZM142 241H145V239L144 240H142ZM141 241V242H142ZM147 241H149V237H147ZM150 241H152V240H150ZM154 241H152V243H150V244H152V247H153V242ZM161 241V242H162ZM231 240H229L228 241V244H229V242H230ZM241 241H238V242H241ZM249 241V242H250ZM34 242H37V244H38V242L40 243V241H37V239H36V241H34ZM33 242V244H35ZM48 242H49V244H48ZM78 242H80L79 243V246H78ZM126 242V241H125ZM129 242V241H128ZM155 242H154V245L156 246V244H155ZM242 242V243H243ZM248 242V241H247ZM247 242L245 243V244H247ZM248 242V244H250ZM40 244V246H44L45 244ZM137 243V242H136ZM145 243V242H144ZM147 243V242H146ZM146 243H145V245H146ZM160 243V242H159ZM158 243V244H159ZM166 243V242H165ZM225 243H227V242H225ZM32 244V243H31ZM49 246H48V245ZM140 243H137L136 245L138 246ZM142 244H143V242H142ZM148 244V243H147ZM157 244V245H158ZM161 244V243H160ZM160 244H159V246H160ZM227 244V245H228ZM239 244V243H238ZM244 244V245H245ZM257 244V243H256ZM255 244V245H256ZM39 245V244H38ZM115 245V244H114ZM118 245V244H117ZM125 245H126V243H125ZM135 245V246H136ZM164 245H166V244H164ZM163 245V246H164ZM230 245V244H229ZM243 245V244H242ZM253 245V244H252ZM35 246H37V245H35ZM116 246V245H115ZM130 246H132V245H130ZM129 246V247H130ZM158 246V247H159ZM231 246V245H230ZM235 246H237V245H235ZM234 246V247H235ZM239 246V245H238ZM240 246H241V244H240ZM249 245H246V247H248ZM261 246V245H260ZM45 247V246H44ZM140 247V246H139ZM138 247V248H139ZM143 247H145L144 245H143ZM142 247V248H143ZM146 247H149V246H146ZM241 247H243V246H241ZM250 247H251V245H250ZM262 247V246H261ZM260 247V248H261ZM32 248V247H31ZM149 248H151V247H149ZM216 248V250H217V247H215ZM225 248H226V246H225ZM233 248V247H232ZM244 248V247H243ZM252 248L254 249V246L253 247H251V250H252ZM257 249L259 248V246H257L256 247ZM45 249V248H44ZM125 249V248H124ZM123 249V250H124ZM128 249H130V248H128ZM128 249H127V251H128ZM132 249V248H131ZM154 249V248H153ZM221 249V248H220ZM219 249V250H220ZM237 249V248H236ZM239 249V248H238ZM120 250V249H119ZM135 250H139V249H135ZM141 250V249H140ZM139 250V251H140ZM150 250V249H149ZM222 250V249H221ZM220 250V251H221ZM247 250H248V248H247ZM260 251V253L262 252V254H263V256H264V250L262 251V248L261 249H259ZM48 251V253H46ZM130 252H131V250H129ZM152 251H154V250H152ZM162 251V250H161ZM160 251V252H161ZM171 251V250H170ZM172 251H173V249H172ZM171 251V252H172ZM214 251H215V249H214ZM242 251V249L240 248V252ZM243 251H244V249H243ZM123 252H125V251H123ZM132 252H135L134 250L132 251ZM131 252V253H132ZM138 252V251H137ZM136 252V253H137ZM142 252H143V250H142ZM150 252V251H149ZM155 252V251H154ZM236 252H238V250L236 251ZM247 252V251H246ZM121 253V252H120ZM127 253V252H126ZM126 253H125V255H126ZM129 253V252H128ZM130 253V254H131ZM141 253V252H140ZM139 252H138V254H140ZM148 253V252H147ZM146 253V254H147ZM153 253V252H152ZM151 253V254H152ZM173 253H174V251H173ZM217 253H218V250H217ZM220 253V252H219ZM218 253V254H219ZM248 253V252H247ZM246 253V254H247ZM250 253V252H249ZM92 254H94L97 258H95V256H93ZM143 254V253H142ZM141 254V255H142ZM156 254H158V252H156ZM155 254V255H156ZM162 254V253H161ZM160 254V255H161ZM172 254V253H171ZM217 254V255H218ZM221 254V253H220ZM219 254V257L221 256ZM237 254H239V253H237ZM116 255H118L117 256V258H116ZM134 255H136L137 256V254H134ZM144 255V254H143ZM148 255V254H147ZM154 254H152V258L155 256H153ZM166 255V254H165ZM165 255H162V256H164L165 257ZM174 255V254H173ZM43 256V257H42ZM132 257L131 258H133V255H131ZM136 256H135V258H136ZM140 256V255H139ZM170 256V255H169ZM168 256V257H169ZM241 256H243V255H241ZM101 257H102V259H101ZM103 257H105V259L103 258ZM110 257V258H111ZM129 257V256H128ZM144 257H146L145 255H144ZM143 256H142V258H144ZM148 257H150L149 255H148ZM148 257L146 258V260L148 259ZM161 257V256H160ZM159 257V258H160ZM174 257V256H173ZM240 257V256H239ZM238 257V258H239ZM249 257V256H248ZM247 257V258H248ZM124 259V261H122L123 259ZM141 257H140V259H142ZM246 258V259H247ZM251 258V257H250ZM249 258V259H250ZM129 259H130V257H129ZM145 259V258H144ZM151 259V258H150ZM161 259H166V258H163V257H161ZM160 259V260H161ZM169 259V258H168ZM172 258H170V260H171ZM245 259V260H246ZM254 259V258H253ZM45 260V261H44ZM110 260V259H109ZM132 260V259H131ZM149 260V259H148ZM159 259H156V263H158L159 261H158ZM240 260V259H239ZM242 260V259H241ZM240 260V261H241ZM245 260H244V263H245ZM263 260V259H262ZM99 261V262H100ZM111 261H112V258H111ZM120 261H121V263H120ZM129 261V262H128ZM135 261H136V259H135ZM142 261V260H141ZM141 261H139V262H141ZM154 262H155V260H153ZM164 262H166L165 260H163ZM169 261V260H168ZM250 261V260H249ZM96 262V263H95ZM100 262V263H101ZM150 262H151V260L149 261V264H150ZM223 262H225V261H223ZM251 262V261H250ZM256 262V261H255ZM99 263V264H100ZM161 263H163V262H161ZM161 263H158V264H161ZM253 263V262H252ZM258 263V262H257ZM256 263V264H257ZM262 263H264V261L262 262ZM105 264V263H104ZM133 264H137V263H133ZM143 264H146V263H143ZM169 264V263H168ZM246 264H248L247 262H246ZM249 264H251V263H249ZM254 264V263H253ZM259 264H261V263H259Z\"/></svg>","mask_w":264,"mask_h":264}]
</instances>
